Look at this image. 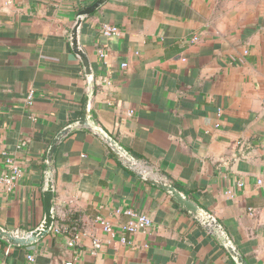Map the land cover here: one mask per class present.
<instances>
[{
    "label": "crops",
    "instance_id": "crops-1",
    "mask_svg": "<svg viewBox=\"0 0 264 264\" xmlns=\"http://www.w3.org/2000/svg\"><path fill=\"white\" fill-rule=\"evenodd\" d=\"M95 1L0 0V177L5 150L22 170L12 189L0 180V224L40 223L50 143L89 113L151 172L208 209L251 264H264V0H108L81 31L90 82L68 35ZM105 23L120 34L104 35ZM53 182L54 224H77L102 247L93 253L86 237L69 246L63 231L29 247L0 241V260L235 264L219 236L85 128L59 145ZM118 208L146 213L152 225L122 232L129 218ZM99 215L115 235L101 230Z\"/></svg>",
    "mask_w": 264,
    "mask_h": 264
},
{
    "label": "water",
    "instance_id": "water-1",
    "mask_svg": "<svg viewBox=\"0 0 264 264\" xmlns=\"http://www.w3.org/2000/svg\"><path fill=\"white\" fill-rule=\"evenodd\" d=\"M107 1L108 0H96L91 5L82 8L77 13L75 23L68 35L70 47L73 53L79 58L90 82L93 80L94 69L89 53L81 42V31L85 17L104 6ZM77 128H85L89 130L97 138L102 140L127 168L131 169L148 184L166 192L179 206L191 214L193 218L198 220L207 231L213 235L219 236L235 264H251L241 250L234 244L226 229L214 218L213 214L208 209L204 208L195 198L185 194L166 176L151 172L149 168L142 164L141 159L133 155L111 133L100 125L93 123L90 120L89 113H87L86 117L81 120L62 128L50 143L46 153L48 173L46 174V187L42 193L43 218L40 223L32 229L20 227L8 228L0 224V241L13 247H29L45 239L52 233L55 223V188L53 182L54 157L63 139Z\"/></svg>",
    "mask_w": 264,
    "mask_h": 264
},
{
    "label": "built area",
    "instance_id": "built-area-1",
    "mask_svg": "<svg viewBox=\"0 0 264 264\" xmlns=\"http://www.w3.org/2000/svg\"><path fill=\"white\" fill-rule=\"evenodd\" d=\"M101 31L104 35L108 37H112L119 35L121 29L116 25L105 23L102 26ZM122 65L123 67H125L127 64L123 63ZM33 99H34V91L30 90L27 95V102L32 103ZM130 114H132V112ZM3 155L5 156L6 159L8 172L3 174L0 177V180L4 184L9 186V188L12 189V187L15 186L17 180L20 179V177L22 176V170L20 169L19 165L16 163L14 158L11 157L6 150L3 151ZM47 173L48 172L46 171V174ZM116 214L126 215L129 218L127 222L120 224L122 232L134 233V232L144 231L152 225V218L148 214L139 212L134 208H126V209L118 208L116 210ZM96 221L100 225V228L103 232H107L115 235L113 223L109 219H107L102 215H99L96 218ZM63 231H67L69 233L70 236V240L68 241L69 246L74 247L80 244L82 242V239L86 237V238H91L93 253H96L102 247V242L98 237H96L94 234H91L88 230H83L77 224L76 225L73 224L71 226H68L67 228H64L62 225L54 224L52 230L53 234H58ZM120 241L126 242V237L122 235ZM28 260L32 263L35 262V255L28 254ZM0 264H10V263L4 260H0ZM67 264H73V262H68Z\"/></svg>",
    "mask_w": 264,
    "mask_h": 264
},
{
    "label": "trees",
    "instance_id": "trees-1",
    "mask_svg": "<svg viewBox=\"0 0 264 264\" xmlns=\"http://www.w3.org/2000/svg\"><path fill=\"white\" fill-rule=\"evenodd\" d=\"M177 187H179L178 185H176Z\"/></svg>",
    "mask_w": 264,
    "mask_h": 264
}]
</instances>
